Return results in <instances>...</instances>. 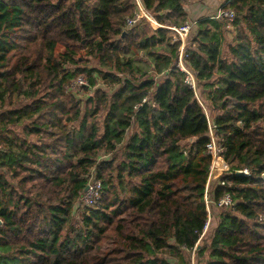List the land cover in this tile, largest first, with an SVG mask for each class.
<instances>
[{
  "label": "trees",
  "instance_id": "1",
  "mask_svg": "<svg viewBox=\"0 0 264 264\" xmlns=\"http://www.w3.org/2000/svg\"><path fill=\"white\" fill-rule=\"evenodd\" d=\"M141 3L156 29L128 26L135 0H0V264H191L210 123L228 167L211 198L234 206L195 253L264 264V0L196 21L185 67L212 120L176 67L186 0Z\"/></svg>",
  "mask_w": 264,
  "mask_h": 264
},
{
  "label": "built area",
  "instance_id": "2",
  "mask_svg": "<svg viewBox=\"0 0 264 264\" xmlns=\"http://www.w3.org/2000/svg\"><path fill=\"white\" fill-rule=\"evenodd\" d=\"M228 1L229 0H226V2ZM142 17L148 19V13L141 11V10L140 11L136 10L135 17L127 21L128 26L135 25V23L138 22L137 20H139L140 18L142 19ZM141 19L139 21H141ZM211 19H214V20H224L225 19L228 22H232L235 19V14L232 11H223L222 9H220L215 13L213 17H211ZM195 25H196V21L189 22L187 20L180 27H170L169 28L170 32L173 34L172 43H179L178 59L176 62V67L185 73L186 75L185 82L194 92L196 91L197 82L195 80L194 75L189 70L186 69L185 59L187 58V50L189 48V44H187L186 41L188 40L189 37H191L192 32L195 29ZM80 82L82 81L80 80L79 84ZM208 140H209V143L207 144L206 149H207L208 154L211 156V167L209 171L208 181L210 180V178H212V176L214 180L218 179L219 181L217 185L215 186L216 188L219 185H224V183L220 179V174L225 173L228 170V167L222 159L221 155L223 153V148L218 143V140L215 137V126L212 123L209 124ZM0 150H1V146H0ZM243 173L247 176H250V173L248 170H244ZM207 191H208V188L206 187L205 203H206V210H207V221L203 229V233H205L206 229H208L209 212L212 209H214L215 212H219V211L221 212L222 210L223 212H225L226 210H232L234 206V203L229 195H225L221 197L219 200L215 201L211 197L208 196ZM101 193H102L101 182L95 179H90L86 189L84 190L83 194L81 195L77 203L78 207L86 208V207L94 206L95 203L99 200ZM215 216L216 214L210 217V222L212 218L216 219L214 223L219 222V217L216 218ZM201 240H203L202 235L200 237V240L197 246L199 245ZM196 248L192 251V258L195 255ZM193 263L194 261L192 260L191 264Z\"/></svg>",
  "mask_w": 264,
  "mask_h": 264
},
{
  "label": "rangeland",
  "instance_id": "3",
  "mask_svg": "<svg viewBox=\"0 0 264 264\" xmlns=\"http://www.w3.org/2000/svg\"><path fill=\"white\" fill-rule=\"evenodd\" d=\"M225 2H226V0H186V4H185L184 8H185V10L188 13V21L189 22H193V21H197L199 19L213 17L218 10L222 9V6H223V4ZM135 3L137 5L136 0H135ZM136 10H138L137 6H136ZM148 19L142 17L141 21L137 20L138 22H136V23L144 22V23H147L148 25H150V27L156 29L158 26L155 23L153 17L149 13H148ZM232 37H233L232 33L226 35V46L231 42ZM171 38L173 40V34L172 33H171ZM191 39H192V35H191V37L188 38L186 43L190 45V40ZM82 82L84 83L83 80H82ZM82 82H80V84H82ZM78 84H79V82H78ZM195 92H196L197 102L202 106V108L204 109L205 114L207 115L209 120H212L218 114V112L214 111L211 108L210 104L208 102H206V100L204 99V97H203L204 93L202 91V87H200V86L198 87L197 86ZM224 174L225 173L220 174V179H221V177L224 176ZM214 181L218 182L219 180L218 179L214 180L213 176H212V178H210V180L208 181V184H207V188H208L207 194H208L209 197H211V193H212L213 189L216 186V185L215 186L213 185ZM215 214H216V216H215L216 218L220 217L223 214V210L221 212L220 211L219 212H215L214 209H212L209 212V226H208V229H206V232L202 234V239L203 240L200 241L199 245L197 246L198 248L200 246L204 245L203 243H204L205 240H207L206 243L208 242V239H210L211 236H212L213 229H215V227L220 222L219 221L217 223H214V221L216 220L214 218H212L211 222H210V217H212ZM189 255H190V258H191V262H192V260L194 261L193 264H201V263H199L200 260H199V258L197 256V253H195L193 258H192V253L189 254ZM204 263L205 262H203L202 264H204Z\"/></svg>",
  "mask_w": 264,
  "mask_h": 264
},
{
  "label": "crops",
  "instance_id": "4",
  "mask_svg": "<svg viewBox=\"0 0 264 264\" xmlns=\"http://www.w3.org/2000/svg\"><path fill=\"white\" fill-rule=\"evenodd\" d=\"M136 2H137V8H138V10L140 11H144V12H147L144 8H143V5H142V3H141V0H136ZM217 181H214V183H213V185L215 186V185H217Z\"/></svg>",
  "mask_w": 264,
  "mask_h": 264
},
{
  "label": "water",
  "instance_id": "5",
  "mask_svg": "<svg viewBox=\"0 0 264 264\" xmlns=\"http://www.w3.org/2000/svg\"><path fill=\"white\" fill-rule=\"evenodd\" d=\"M238 174H240V173H238Z\"/></svg>",
  "mask_w": 264,
  "mask_h": 264
}]
</instances>
